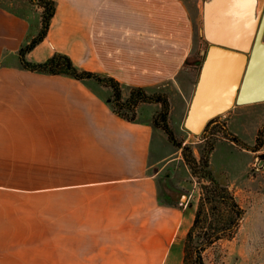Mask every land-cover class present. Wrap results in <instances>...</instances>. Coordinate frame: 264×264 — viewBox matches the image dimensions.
<instances>
[{
    "label": "crops",
    "instance_id": "0c3cea01",
    "mask_svg": "<svg viewBox=\"0 0 264 264\" xmlns=\"http://www.w3.org/2000/svg\"><path fill=\"white\" fill-rule=\"evenodd\" d=\"M20 2L29 8L28 0ZM56 2L48 34L28 52L30 60L60 51L124 89L165 92L174 130H188L202 60L192 57L195 21L185 0ZM41 15L42 8L32 23L29 12L0 3V262L182 264L180 242L179 263L177 255L171 259L175 239L189 230L195 212L187 220V208L178 204L185 184L176 174L191 169L154 123L161 103H140L131 120L114 110L108 85L23 67L19 50L40 31ZM221 116L255 143L264 101ZM223 146L246 156L242 176L251 182L253 166L264 172V147L243 149L225 138L213 150L212 168ZM222 163L231 170L228 154ZM165 174L168 200L161 196Z\"/></svg>",
    "mask_w": 264,
    "mask_h": 264
},
{
    "label": "trees",
    "instance_id": "16d2710c",
    "mask_svg": "<svg viewBox=\"0 0 264 264\" xmlns=\"http://www.w3.org/2000/svg\"><path fill=\"white\" fill-rule=\"evenodd\" d=\"M42 8V27L37 35L24 43L19 56L23 67L32 71L48 73H67L77 78H93L113 89L112 101L114 110L131 120L137 117V108L142 102H158L162 107L154 117V123L161 128L171 142L182 149L186 162L192 169L193 175L199 178L202 191L195 211L193 222L186 233L183 247L182 264H217L209 259L207 252L221 244L225 239H232L238 233L246 216L247 210L238 200L233 189L222 182L211 167V155L216 147L215 140L209 138L221 131L226 139L236 143L242 148L253 151L264 145V127L259 131L255 144L244 140L240 135L228 127L226 119L221 115L210 120L203 135L207 139V146L201 159H198L192 147L183 140L178 139L170 123L171 100L167 93H150L144 87H133L125 97L124 87L120 81L112 76H104L97 72L78 67L73 59L66 53L57 51L44 61H33L27 56L39 42L48 34L51 20L56 12V0H29ZM128 108L131 113H126ZM264 156V154H262Z\"/></svg>",
    "mask_w": 264,
    "mask_h": 264
},
{
    "label": "water",
    "instance_id": "95a60500",
    "mask_svg": "<svg viewBox=\"0 0 264 264\" xmlns=\"http://www.w3.org/2000/svg\"><path fill=\"white\" fill-rule=\"evenodd\" d=\"M202 34L205 57L185 119L194 134L236 105L264 101V0H204Z\"/></svg>",
    "mask_w": 264,
    "mask_h": 264
},
{
    "label": "rangeland",
    "instance_id": "374dc122",
    "mask_svg": "<svg viewBox=\"0 0 264 264\" xmlns=\"http://www.w3.org/2000/svg\"><path fill=\"white\" fill-rule=\"evenodd\" d=\"M20 1L21 0H0V3L7 6L8 5L10 6V4H12L14 10L19 9V10H23L24 12H29L31 16V22L33 23L34 22L33 19L35 16H37V13L39 12V9L41 7L28 0L30 2L29 8H23L21 4L26 2H20ZM203 2L204 0H185V4L188 6L191 12V16L195 21V40H194V49H193L192 57L198 58L199 61H201L205 57V54L202 52L204 48V36L202 34ZM205 48L207 47L205 46ZM124 91H125V97H127L130 93V90L125 88ZM247 104L248 103L240 104V105H247ZM238 107L241 106H237L235 109H241ZM123 111L126 113H131L128 108H123ZM228 127L232 131H234L229 125ZM262 127H264V122L259 128V131ZM259 131L257 133V139H258ZM234 132L237 133L236 131ZM175 134L178 137V139L183 140L184 143H188L192 147L194 154L195 151L196 152L200 151L201 155H199L198 159L202 158L205 151V147L207 146V139L203 135V133L194 134L189 130L187 131L185 130L184 132H178V134L175 131ZM237 134L240 135L244 140L249 142L241 134L239 133ZM221 138H225L224 133L218 131L216 132V134L212 135L209 138V140L210 141L215 140V143L217 144L218 140ZM257 139L255 143L257 142ZM255 143H251V144H255ZM263 147L264 145L260 149H262ZM222 148L223 149H219L218 152H216L217 161L213 169L217 174V176L222 180V182L228 184L233 189L240 203L246 208L247 213L235 237L232 239L223 240L220 245H218L213 249L208 250L207 255L209 259L213 260L217 264H264V172L259 171L256 166H253L250 170V175H254L257 177L253 180V182H251L250 179H247L246 177L242 176V174L244 173L242 170L246 168V163H247L246 156H242L236 153L232 154L231 149L229 147L227 148L226 146H223ZM243 149H247V148H243ZM227 154H228V158L231 160V166H232L231 170L229 171H227L226 168L223 169L222 167L224 165L222 163L223 159H225ZM262 154H264V152L259 154V161L261 162V164L264 165L263 162L264 156H262ZM185 163H187L186 160ZM189 168L191 169L190 166ZM178 170L180 171L178 172V174H176V176L180 179H183L185 187L182 190H180L179 194L176 195V198L178 204L187 208L186 209L187 220H190L192 217L191 216L192 213L196 211L198 205V201L202 191V186H201L202 181L200 182L199 178L193 175L192 169L190 170L191 172L188 170L186 171L185 168L182 166V168H179ZM174 172L175 171H173V174ZM167 177L168 175L165 174V177H163L161 183V196H163V198L166 200L168 199L165 190L169 188L168 181H166ZM181 196H186V197L185 199L181 200L180 199L182 198ZM192 222L193 221H191L189 226L192 224ZM187 230L188 229H186L185 232H181L175 239L176 246L173 251L171 259L175 258L177 255L178 263L181 254L180 253L181 248L178 243L180 242L184 247V240ZM181 258H182L181 260H183V257ZM0 264H5V262L4 261L0 262Z\"/></svg>",
    "mask_w": 264,
    "mask_h": 264
},
{
    "label": "built area",
    "instance_id": "2783aa9c",
    "mask_svg": "<svg viewBox=\"0 0 264 264\" xmlns=\"http://www.w3.org/2000/svg\"><path fill=\"white\" fill-rule=\"evenodd\" d=\"M260 167L264 169V165H262V166H260Z\"/></svg>",
    "mask_w": 264,
    "mask_h": 264
}]
</instances>
